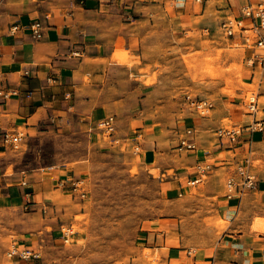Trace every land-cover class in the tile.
I'll list each match as a JSON object with an SVG mask.
<instances>
[{"label": "rangeland", "instance_id": "1", "mask_svg": "<svg viewBox=\"0 0 264 264\" xmlns=\"http://www.w3.org/2000/svg\"><path fill=\"white\" fill-rule=\"evenodd\" d=\"M215 1L221 7L226 5ZM165 6L177 27L175 39L165 40L163 35L159 43L146 48L145 65L131 58L124 46L115 54L123 57L113 58L143 66L139 73L145 76L139 81L153 86L146 90L150 92L148 101L136 111L143 125L130 127L123 120V125L116 127L115 138L120 135L127 141L114 143L97 123L89 124L88 118H79L72 110L41 120L30 132L24 127L17 130L23 135L22 145L19 150L10 149L13 167L9 172L12 168L64 167L74 179L84 180L87 189L84 199L74 191H62L50 209H34L31 229L39 224L42 229H36L37 234L27 241L40 251L43 264H247L238 261L233 249L220 245L230 224L216 206L219 196L226 194L225 169L222 187L213 197L206 194L208 175L197 186L185 184L177 199L167 197L161 181L174 174L169 169L163 175L169 163L178 166L185 161V151L173 150L186 128L185 116L194 111L187 96L214 101L215 108L208 116L222 110L226 116L221 127H242L252 121L245 96L256 84L245 78L250 72L245 48L218 29L228 12L218 13L209 7L205 16H197L198 3L193 13L190 3L184 9L166 0ZM207 17L210 23H206ZM206 28L209 33L204 32ZM259 102L264 106V97ZM263 116L259 111L258 117ZM136 134H141L139 154L134 153L136 142L130 137ZM147 143L159 148L155 162L148 165L142 157ZM247 151L239 164L249 159L257 181L258 175L264 174V146H248ZM225 155L236 156L231 152ZM256 211L247 214L252 217L250 228L264 233L253 228L257 220L264 223V205ZM27 212L13 217L0 214V248L4 252L11 241L19 239L16 228V232L3 234L4 226L19 225L21 217L27 219Z\"/></svg>", "mask_w": 264, "mask_h": 264}, {"label": "crops", "instance_id": "2", "mask_svg": "<svg viewBox=\"0 0 264 264\" xmlns=\"http://www.w3.org/2000/svg\"><path fill=\"white\" fill-rule=\"evenodd\" d=\"M170 1L184 9L190 3V12L196 11V3L192 0ZM221 1L235 15L239 14L243 0ZM165 3L166 0H25V3L0 0V89L20 91L18 96L9 99L0 97V129L17 131L24 127L30 132L41 120L70 110L79 118H88L89 124L114 114L116 127L123 125V120L130 127L143 125L136 111L148 101L150 92L146 90L153 87L143 86L139 81L145 76L139 73V69L143 68L141 65L146 62L145 50L159 43L163 35L165 40H174L177 33L172 17L165 11ZM161 4L164 13L159 10ZM209 7L218 13L229 12L215 0H206L200 13L195 15L205 16ZM34 20L43 24V35L39 39L22 28ZM159 20L163 21L157 22ZM205 20L206 23L211 22L209 17ZM14 25H19L20 29L11 34L9 31ZM123 46L130 52V57L137 58L141 65L113 60L114 56L123 57L115 55ZM245 64L250 69L245 76L247 83L255 85L256 76L252 75L246 60ZM26 71L28 74H25ZM258 91L259 98L264 97V81ZM27 92L32 93L31 97L25 96ZM259 107L264 108L261 104ZM225 116L222 110L212 117H202L195 111L185 116L183 125L193 127L195 133L191 139L197 149L185 151L182 165L169 163L164 168L163 175L169 169L174 171L166 180L161 179L169 199L183 195L180 194L181 189L197 176V165L210 166L205 186L210 185L206 194L213 197L220 185L222 187L223 170L227 178L248 153V146L252 149L264 146V131L249 132V123L242 126L235 147L228 149L229 144L219 145L214 132L221 127ZM118 137L115 138L118 142L128 140L120 135ZM130 137L134 140L135 136ZM153 145H144L142 157L146 165L156 160L159 148L155 149ZM10 149V146L0 144V214H11L13 217L24 210L30 212L25 213L26 220L21 217L19 225L4 226L6 231L3 234L17 231L19 244L34 248V244L27 239L37 234L36 229H42L39 223L35 230L31 229L29 222L32 214L36 213L34 209L46 211L62 191L72 192L68 179L74 177L69 169L58 166L27 171L12 168L9 172L13 167L9 160ZM173 151L179 150L175 148ZM229 152L236 156L225 155ZM262 205L264 174L258 175L252 188L231 198L220 195L216 203L220 213L230 221L222 233L220 245L233 249L241 263L257 264L264 260V233L251 230L252 217L247 215L257 212L256 209L259 210ZM3 252L4 248H0V264L9 263ZM13 264L19 263L14 260ZM32 264L41 262L35 260Z\"/></svg>", "mask_w": 264, "mask_h": 264}, {"label": "built area", "instance_id": "3", "mask_svg": "<svg viewBox=\"0 0 264 264\" xmlns=\"http://www.w3.org/2000/svg\"><path fill=\"white\" fill-rule=\"evenodd\" d=\"M194 3L202 5L206 0H192ZM229 12L221 20L218 27L219 31L226 37L237 39V44L243 46L244 51L248 54L245 57L247 64L251 67L252 75L256 76V87L248 92L245 96V105L249 114L252 116V121L247 125L249 132L264 131V116L258 117L259 111L264 113V108L259 105L258 88L264 81V0H243L239 7V14L235 15L232 9L227 5L224 7ZM28 29L35 39H39L43 35V24L40 20L32 21L28 26L22 27ZM20 29L19 25H14L10 28V33L14 34ZM204 32L209 33L206 28ZM25 74H28L26 71ZM51 80V79H50ZM20 94L19 89H0V97L9 99ZM32 93L27 92L26 97H31ZM188 104L200 116L206 117L215 108V102L209 99H198L187 96ZM98 128L103 131L108 137H113V142L118 143L114 138L116 134V115H107L98 121ZM193 127H186L184 132L180 134L177 149L179 151H194L197 149L196 143L191 137L194 136ZM215 137L219 145L229 144L231 149L235 147L242 133V127H219L215 130ZM141 134H136L134 141V153L139 154L141 147ZM23 135L18 131L0 130V144L10 146L14 150H19L22 145ZM245 164L236 166L234 173L226 179V194L227 198L233 197L235 194H241L252 188L256 182V177L249 168V159H245ZM210 170L208 165H197L195 171L197 176L187 182L188 186H196L201 183ZM70 188L79 198L84 199L87 195L85 181L81 179H68ZM180 194H183L181 189ZM67 241V239L65 240ZM4 255L7 260H17L19 264H32L35 260H41L40 251L29 245H21L18 241H11ZM43 264V263H41Z\"/></svg>", "mask_w": 264, "mask_h": 264}, {"label": "bare ground", "instance_id": "4", "mask_svg": "<svg viewBox=\"0 0 264 264\" xmlns=\"http://www.w3.org/2000/svg\"><path fill=\"white\" fill-rule=\"evenodd\" d=\"M257 231H264V223L263 222H258L254 225V227Z\"/></svg>", "mask_w": 264, "mask_h": 264}]
</instances>
